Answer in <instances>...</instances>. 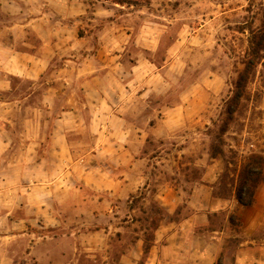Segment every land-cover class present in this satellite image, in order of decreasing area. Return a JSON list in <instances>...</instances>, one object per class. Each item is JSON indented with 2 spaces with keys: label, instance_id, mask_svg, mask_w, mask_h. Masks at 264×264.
Returning a JSON list of instances; mask_svg holds the SVG:
<instances>
[{
  "label": "rangeland",
  "instance_id": "obj_1",
  "mask_svg": "<svg viewBox=\"0 0 264 264\" xmlns=\"http://www.w3.org/2000/svg\"><path fill=\"white\" fill-rule=\"evenodd\" d=\"M261 28L264 0H0V264H264V181L234 197L264 51L230 104Z\"/></svg>",
  "mask_w": 264,
  "mask_h": 264
},
{
  "label": "trees",
  "instance_id": "obj_2",
  "mask_svg": "<svg viewBox=\"0 0 264 264\" xmlns=\"http://www.w3.org/2000/svg\"><path fill=\"white\" fill-rule=\"evenodd\" d=\"M261 51H264V28L251 32L248 50L245 55L244 67L239 73L235 82V90L231 97L230 104H237L242 88L248 81L253 68L260 61ZM230 106V105H229ZM231 112L230 107L228 113ZM227 174L220 176V182H225ZM233 182V179H231ZM264 181V158L260 155H250L245 162H242L236 180L234 181V197L241 206H250L254 202L255 191L258 185ZM225 197V196H220ZM150 246L143 245V254L149 252ZM222 254L217 258L216 264H222Z\"/></svg>",
  "mask_w": 264,
  "mask_h": 264
},
{
  "label": "crops",
  "instance_id": "obj_3",
  "mask_svg": "<svg viewBox=\"0 0 264 264\" xmlns=\"http://www.w3.org/2000/svg\"><path fill=\"white\" fill-rule=\"evenodd\" d=\"M8 66L11 65L7 62ZM88 83H91V80L87 81ZM86 89V88H85ZM89 89V87H88ZM97 91V90H95ZM77 110H74L72 108H65L61 111L59 117L55 120L57 121L54 124L53 129V142L56 146L64 149L68 146L69 140L67 139L68 132L70 128L68 127V124L70 122L71 116L76 115Z\"/></svg>",
  "mask_w": 264,
  "mask_h": 264
}]
</instances>
